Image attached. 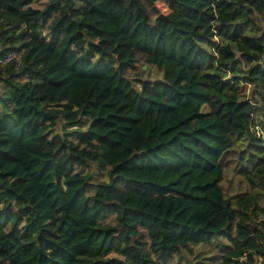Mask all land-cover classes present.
Returning <instances> with one entry per match:
<instances>
[{
	"label": "trees",
	"instance_id": "1",
	"mask_svg": "<svg viewBox=\"0 0 264 264\" xmlns=\"http://www.w3.org/2000/svg\"><path fill=\"white\" fill-rule=\"evenodd\" d=\"M159 1L0 0V264H264V0Z\"/></svg>",
	"mask_w": 264,
	"mask_h": 264
},
{
	"label": "rangeland",
	"instance_id": "2",
	"mask_svg": "<svg viewBox=\"0 0 264 264\" xmlns=\"http://www.w3.org/2000/svg\"><path fill=\"white\" fill-rule=\"evenodd\" d=\"M163 2L164 0L159 1V3H161V7L165 6ZM33 5H36V4L33 3ZM151 77L160 78L161 74L155 71L154 73L151 74ZM220 184L222 185L224 190L229 194L244 191V190H247L248 188L246 180L240 174L235 173L230 167L224 168V175H223L222 180L220 181ZM209 246L212 249L208 250V252H211V251L217 252V254H215V256L211 259H217L216 264H223L221 260V255L218 254V252L220 253V251H222L223 245H220V242H217V243L211 242Z\"/></svg>",
	"mask_w": 264,
	"mask_h": 264
}]
</instances>
